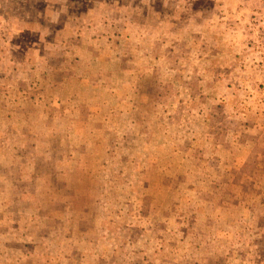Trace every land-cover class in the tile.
<instances>
[{
    "label": "rangeland",
    "instance_id": "374dc122",
    "mask_svg": "<svg viewBox=\"0 0 264 264\" xmlns=\"http://www.w3.org/2000/svg\"><path fill=\"white\" fill-rule=\"evenodd\" d=\"M0 264H264V0H0Z\"/></svg>",
    "mask_w": 264,
    "mask_h": 264
}]
</instances>
